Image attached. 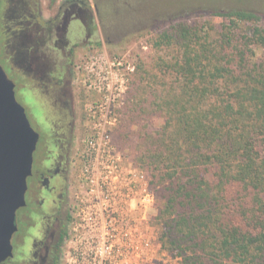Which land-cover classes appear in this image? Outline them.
Masks as SVG:
<instances>
[{"label":"trees","instance_id":"trees-1","mask_svg":"<svg viewBox=\"0 0 264 264\" xmlns=\"http://www.w3.org/2000/svg\"><path fill=\"white\" fill-rule=\"evenodd\" d=\"M203 11L223 25L179 22L154 40L170 54L130 122L164 121L138 133L134 154L162 200V247L180 264H264V63L251 48L264 45V18Z\"/></svg>","mask_w":264,"mask_h":264},{"label":"flooded vegetation","instance_id":"flooded-vegetation-1","mask_svg":"<svg viewBox=\"0 0 264 264\" xmlns=\"http://www.w3.org/2000/svg\"><path fill=\"white\" fill-rule=\"evenodd\" d=\"M93 8L83 0L60 4L52 0H0L5 53L24 79L32 80L37 94L32 98L40 116L25 108L39 140L26 205L16 213L12 255L1 264H63L81 186L80 154L87 118L85 89L74 78L82 68L75 59L78 48H94L99 42L97 5ZM71 14L84 26L82 36L75 41L68 38ZM28 88L23 85V89ZM43 94L57 111L53 119L48 118L39 100Z\"/></svg>","mask_w":264,"mask_h":264},{"label":"rangeland","instance_id":"rangeland-1","mask_svg":"<svg viewBox=\"0 0 264 264\" xmlns=\"http://www.w3.org/2000/svg\"><path fill=\"white\" fill-rule=\"evenodd\" d=\"M86 1L92 5V9L97 5V20H95L97 27L95 30L98 33L99 42L94 48H78L75 63L80 65L82 70L75 75V83L85 89L83 98L87 104L86 114L89 112L88 108L91 104L100 103L105 97L117 98L113 107L118 115V120L112 131V139L118 148L121 176L126 177L130 172L134 173L141 181V192L145 185L152 196L146 223L142 215L134 213V224L139 229L138 240L141 242L150 240V246L149 248L144 246V255H141L142 258L138 264H180V259L162 247L159 239L161 230L157 221L162 200L157 189L151 183L150 174L138 162L137 156L134 154L138 133L143 134L146 128L150 131L159 130L163 126L164 120L159 116V113H155L150 117L143 115V118L147 120L136 125L130 122V116L135 110L140 109L139 105L144 108H147V103L149 105L151 76L155 73L158 60L161 57L168 58L170 54L166 47L157 49L154 46V40L159 34L170 28L171 24L179 22L189 25L203 24L205 31L208 29L211 31V28H219L223 25L222 18L211 16L203 10L246 9L254 11L264 18V0ZM52 2L56 1L52 0ZM79 20L80 18L75 16L70 21L68 38L71 41H75L83 34L84 26ZM256 24L264 29L263 21ZM241 27L245 28L246 25ZM4 31V16L0 15V52H2L0 63L16 83L18 101L25 108L28 106L30 111L40 118L32 98V96L34 98L37 96L35 90L32 89V80L24 79L13 66L9 59L10 56L5 53ZM213 33L214 31H212ZM251 48L255 54L253 62L264 63V45L253 43ZM107 83L110 85V89H107ZM24 84L29 88L23 89ZM100 88H103L102 91H99ZM39 97H43L39 100L43 102L48 118L53 119L57 111L48 105L46 95L43 94ZM145 112L150 113L148 110ZM85 121L83 137L87 139L91 135L89 126L92 121L87 118ZM32 124L35 125L33 121ZM137 201L138 199L134 201V204ZM66 244L70 246L69 241ZM66 248L68 249L65 246L63 250V264H68ZM143 257H146L145 261L142 260Z\"/></svg>","mask_w":264,"mask_h":264},{"label":"built area","instance_id":"built-area-1","mask_svg":"<svg viewBox=\"0 0 264 264\" xmlns=\"http://www.w3.org/2000/svg\"><path fill=\"white\" fill-rule=\"evenodd\" d=\"M116 101V97H105L88 108L91 135L84 139L80 154L81 186L72 210L70 246L65 250L68 264H138L144 246H150V240H138L134 213L146 223L152 196L145 185L141 192V181L134 173L121 176L118 148L112 139L118 120L113 107Z\"/></svg>","mask_w":264,"mask_h":264},{"label":"water","instance_id":"water-1","mask_svg":"<svg viewBox=\"0 0 264 264\" xmlns=\"http://www.w3.org/2000/svg\"><path fill=\"white\" fill-rule=\"evenodd\" d=\"M39 134L16 96V83L0 63V264L12 255L16 213L26 205Z\"/></svg>","mask_w":264,"mask_h":264}]
</instances>
